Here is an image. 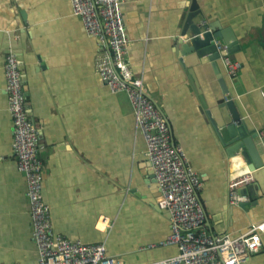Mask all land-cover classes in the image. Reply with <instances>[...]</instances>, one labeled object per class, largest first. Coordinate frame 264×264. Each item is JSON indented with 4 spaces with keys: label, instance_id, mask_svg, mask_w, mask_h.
Masks as SVG:
<instances>
[{
    "label": "crops",
    "instance_id": "crops-1",
    "mask_svg": "<svg viewBox=\"0 0 264 264\" xmlns=\"http://www.w3.org/2000/svg\"><path fill=\"white\" fill-rule=\"evenodd\" d=\"M191 1L120 0L127 57L162 111L171 142L182 147L201 179L196 195L208 232L235 235L264 220V145L258 136L264 128V0H195L201 15L194 21L228 30L240 45L233 53L240 69L232 79L220 59L214 68L181 50ZM7 52L19 60L26 110L38 128L42 194L54 232L102 242L125 264L174 255L173 244L146 247L169 234V213L157 205L159 190L127 96L111 92L95 70L97 58L108 54L106 44L85 32L70 0H0V264L38 261L26 179L11 146ZM219 79L238 96L263 160L254 180L239 190L246 191L244 207L227 196L228 182L248 168L240 155L227 156L214 127L218 104L231 97ZM245 264H264V232Z\"/></svg>",
    "mask_w": 264,
    "mask_h": 264
},
{
    "label": "built area",
    "instance_id": "built-area-1",
    "mask_svg": "<svg viewBox=\"0 0 264 264\" xmlns=\"http://www.w3.org/2000/svg\"><path fill=\"white\" fill-rule=\"evenodd\" d=\"M72 14L82 20L84 30L106 44L108 54L97 58L95 70L113 93L123 92L130 103L137 132L142 136L145 155L150 162L159 196L157 205L169 212L170 232L157 244H173L177 252L145 264H245L258 251L264 220L252 223L239 234L213 235L205 226V212L197 198L201 179L189 165L181 146L170 140L169 127L163 115L146 96L142 78L130 67L128 38L120 0H70ZM217 50L227 47L214 40ZM227 76L237 75L240 64L229 55L220 56ZM5 93L12 120V150L18 170L26 179V195L30 204L32 236L37 248V264H125L107 253L104 243H83L55 233L49 207L42 194V161L39 156L38 128L26 110L25 92L19 60L13 52L4 59ZM264 145V128L258 132ZM254 180L249 170L234 176L227 185L230 204L246 200L239 191Z\"/></svg>",
    "mask_w": 264,
    "mask_h": 264
},
{
    "label": "water",
    "instance_id": "water-1",
    "mask_svg": "<svg viewBox=\"0 0 264 264\" xmlns=\"http://www.w3.org/2000/svg\"><path fill=\"white\" fill-rule=\"evenodd\" d=\"M198 15H201L200 9L196 1L192 0L180 31L181 50L184 53L195 55L202 63L213 62L214 68H216V61L222 55L227 54L234 59L233 53L240 48L237 39L228 35V30H215L210 23L204 21L195 22L194 19ZM217 39H220L226 45V50H217L214 44V40ZM219 80L223 94H229L231 97L221 100L218 104L220 110H217V118L213 122L217 135L225 146L227 156L234 158L236 155H240L247 164L248 170L254 173L256 168L263 165L260 150L255 141L257 132L254 128L249 127L245 121L238 96L234 94V91H229L224 81ZM146 96L150 98L147 94ZM157 109L162 113L160 108ZM207 114L209 116L210 112ZM236 122H239V124L237 125ZM242 192H246L245 189H242ZM245 204L247 202H240L238 206L244 207ZM159 209L162 212H168L167 209Z\"/></svg>",
    "mask_w": 264,
    "mask_h": 264
}]
</instances>
